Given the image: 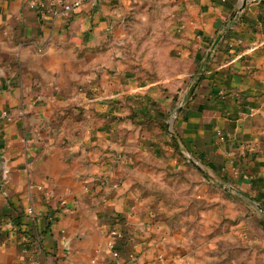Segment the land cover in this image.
Returning <instances> with one entry per match:
<instances>
[{
	"label": "crops",
	"instance_id": "obj_1",
	"mask_svg": "<svg viewBox=\"0 0 264 264\" xmlns=\"http://www.w3.org/2000/svg\"><path fill=\"white\" fill-rule=\"evenodd\" d=\"M34 1L0 0V264H29L32 249L10 220L29 207L41 221L59 207L42 241V264H114V227L123 233L114 248L127 264H136L131 253L145 262L162 253L164 264H218L215 252L203 256L171 242L145 207L151 199L136 196L139 185L127 177L145 152L129 141L151 147L158 139L152 117L163 111L154 110L157 87L126 78L114 48L126 39L129 19L158 12L154 0H83L59 17L53 11L73 0ZM170 6L186 14L174 26L176 46L196 69L184 76L199 81L186 88L188 103L173 121L177 152L167 145L160 152L173 166L197 158L194 169L212 182L222 162L232 195L251 188L263 197L264 0H178L165 12ZM222 28L230 37L214 47ZM142 126L152 136L147 142ZM244 168L262 177L242 183L236 174ZM258 232L264 256V223Z\"/></svg>",
	"mask_w": 264,
	"mask_h": 264
},
{
	"label": "rangeland",
	"instance_id": "obj_2",
	"mask_svg": "<svg viewBox=\"0 0 264 264\" xmlns=\"http://www.w3.org/2000/svg\"><path fill=\"white\" fill-rule=\"evenodd\" d=\"M176 1L178 0H154L153 7L157 8L158 12L152 16L143 13L137 18L129 19L131 28L127 30L126 39L114 48L115 54L118 53L119 67L128 73L126 78L130 76L133 83L146 88L157 87L153 94L157 102L154 110L163 111L152 117L158 139H153L144 126L140 129L146 142L149 136L154 140L150 145H154L153 148L142 141L140 144L129 141L132 143L131 148L139 145L145 152L136 157L139 162L131 167L127 177L139 185L135 189L136 196L151 199L145 207L149 208L153 223L165 225L170 231L167 236L172 237L171 242L181 244L183 251L185 249L190 252L198 248L199 250L193 253L200 252L203 256L204 253L215 252L220 256L218 264H227L230 258L233 260L232 264H261L264 256L259 253L261 243L258 229L261 228V222L264 223V195H260V190L253 192L254 189L242 188L235 197L221 187V184L229 185L227 177L219 169L223 165L222 162L214 164L216 181L212 182L203 179L187 162L183 166L168 164V155L164 154L165 151L160 152L164 150L163 145L171 147L170 142L166 143L162 137L166 116L186 97V88L195 84L193 81H199V78L184 76L196 69V66L184 61L176 46L174 26L183 21L186 14L175 6H170L172 12H165V7H169L170 3L175 5ZM151 17L153 21H150ZM229 33V28H222L212 46L215 47L217 42H224L230 37ZM227 46L229 49L233 47L232 44ZM214 47H211L212 50ZM236 52L238 50L230 51ZM178 80H183V83H176ZM164 96L169 101L162 107L158 102H162ZM142 115L144 116L143 113ZM135 128L137 126L127 130L135 132ZM174 154L172 150V155ZM246 157L241 161L244 162ZM247 170L244 168L239 174L235 173L241 177L242 183L249 182L248 180L256 175V178L262 177V174ZM227 173L226 171L225 174ZM126 250L134 249L130 246Z\"/></svg>",
	"mask_w": 264,
	"mask_h": 264
},
{
	"label": "built area",
	"instance_id": "obj_3",
	"mask_svg": "<svg viewBox=\"0 0 264 264\" xmlns=\"http://www.w3.org/2000/svg\"><path fill=\"white\" fill-rule=\"evenodd\" d=\"M82 4H83V0H73L71 2L64 3V4H62V6L59 9L54 10L53 14L55 16H58V17L59 16H67L71 12L75 11ZM33 5L36 7H38V6L43 7V3H41L38 0L34 1ZM185 98L184 99L182 98L174 106V108L170 111V113L168 114L167 119H166L167 132L170 134L171 137H173L174 141H176V138H175V135L173 134V131H172L173 121L177 117L179 110L185 107L186 101H187V100H185ZM186 158L188 159V162H190L194 167L200 168V164H199V161L197 159L192 158V157H188V156ZM214 181H216V180H214ZM223 188L228 190L229 192H232L234 190L231 185H224L223 184ZM61 203H63V201H61ZM52 210H56L55 212H58L59 207L52 209ZM25 212H26L28 220L32 223V225L34 227L33 233L35 235L34 240L32 241V244L31 243L29 244V246L32 249L31 250L32 251L31 260H30L29 264H42L41 255H42V248H43V245H42L43 236L40 233V231H38V229L36 227V226H39V224L41 226L42 221L40 220V217L38 216V214L35 212V210L32 207L27 208ZM108 235H109L108 245H109V248L111 251V257L114 261V264H127L126 260H123L120 256L119 252L117 250H115V248H114V242L116 240H121L123 237L122 231L114 227V228H111L109 230ZM25 245L27 248V244H25ZM166 259H167V257L164 254L159 253L150 262H145V261L137 260L136 255L131 253L128 261L134 262L136 264H159V263L164 264Z\"/></svg>",
	"mask_w": 264,
	"mask_h": 264
},
{
	"label": "trees",
	"instance_id": "obj_4",
	"mask_svg": "<svg viewBox=\"0 0 264 264\" xmlns=\"http://www.w3.org/2000/svg\"><path fill=\"white\" fill-rule=\"evenodd\" d=\"M167 116H166V119H167ZM166 119L164 122V132H167ZM169 142H170V146L173 147L175 152H177L176 141H174L173 138H170ZM205 179H208V178L205 177ZM227 192H229V191L227 190ZM229 193H232V192H229ZM55 211L56 210L48 209L47 213L44 216V220L42 221L41 226H36L38 231H40V233L43 236L42 241L44 239L45 234L47 232L51 231L52 224H53V221L55 219L54 218L55 217L54 214L56 213ZM10 220L12 222V229L14 231H16L17 233H19L22 238H24L23 239L24 244H27V245H29L30 243L32 244V241L34 240V237H35V235L33 233L34 227H33L32 223L28 220L26 212L20 211V212H17L16 214H12L10 216Z\"/></svg>",
	"mask_w": 264,
	"mask_h": 264
},
{
	"label": "water",
	"instance_id": "obj_5",
	"mask_svg": "<svg viewBox=\"0 0 264 264\" xmlns=\"http://www.w3.org/2000/svg\"><path fill=\"white\" fill-rule=\"evenodd\" d=\"M4 171H5L4 165L1 164V168H0V179H2V175L4 174ZM260 210H261V208H260Z\"/></svg>",
	"mask_w": 264,
	"mask_h": 264
}]
</instances>
